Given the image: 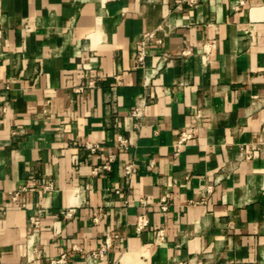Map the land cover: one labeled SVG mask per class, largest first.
I'll return each mask as SVG.
<instances>
[{"label":"crops","instance_id":"obj_1","mask_svg":"<svg viewBox=\"0 0 264 264\" xmlns=\"http://www.w3.org/2000/svg\"><path fill=\"white\" fill-rule=\"evenodd\" d=\"M233 1L0 0V264H264V0Z\"/></svg>","mask_w":264,"mask_h":264},{"label":"built area","instance_id":"obj_2","mask_svg":"<svg viewBox=\"0 0 264 264\" xmlns=\"http://www.w3.org/2000/svg\"><path fill=\"white\" fill-rule=\"evenodd\" d=\"M245 3V0H234L231 8L233 10H239L240 7ZM151 40H156V42L160 43L161 39L160 38H156L155 33L154 32H148L144 35L143 39L140 41V43L138 44V54H137V61L143 63L144 59H145V55H146V51H145V46L146 44L151 41ZM213 43L210 41H205L203 43V49L201 52V58L203 60L204 63H207L210 59V55H211V51L213 49ZM184 55L187 54H191V50H184L182 52ZM94 80H90L88 85L89 86H94ZM82 88H79L78 91H80ZM139 108H137L134 112L135 115L139 114ZM195 129L196 127L194 125L189 126L188 128L184 129L183 131H181L179 133V137L175 142V146L177 151H179L181 149V147L190 139H192L195 135ZM118 145L120 149H127L129 146L128 140L123 136V135H119L118 136ZM99 148L98 144L92 143L88 145V149L91 152H96ZM258 152V149L256 147H244V149H242L241 155L246 157V158H251L252 156L256 155V153ZM103 167L105 169H109L110 165L108 163H106L105 165H103ZM133 168L132 165H128L126 167V174H130L132 172ZM49 187V186H48ZM16 198V196H15ZM167 198L168 195H165L162 198L161 201V208L162 210H167L168 209V204H167ZM32 221L34 224L38 223V220L36 218H32ZM149 223L148 217L146 214H142L138 217L137 223H136V229L138 232H141ZM112 237L111 236H107L105 242L102 244V247L100 248V250L95 251L91 254V259L92 260H96L101 258L104 255V252L107 248H109L112 244ZM69 263V253L64 252L62 254H60L57 257H54L52 259H50L49 264H68ZM198 264V263H196Z\"/></svg>","mask_w":264,"mask_h":264}]
</instances>
